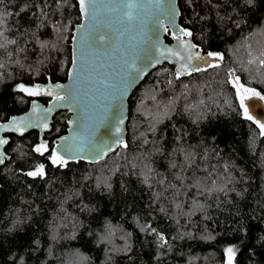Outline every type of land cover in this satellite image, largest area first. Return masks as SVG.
<instances>
[{"label":"trees","instance_id":"1","mask_svg":"<svg viewBox=\"0 0 264 264\" xmlns=\"http://www.w3.org/2000/svg\"><path fill=\"white\" fill-rule=\"evenodd\" d=\"M178 7L221 63L151 71L128 100L126 145L99 162L56 164L34 152L37 133L11 136L0 264H226L227 248L232 264H264V132L236 87L264 96V0ZM79 23L77 0H0V122L28 109L27 86L65 80ZM68 119L55 116L49 147Z\"/></svg>","mask_w":264,"mask_h":264},{"label":"water","instance_id":"2","mask_svg":"<svg viewBox=\"0 0 264 264\" xmlns=\"http://www.w3.org/2000/svg\"><path fill=\"white\" fill-rule=\"evenodd\" d=\"M77 5L80 23L71 33L66 78L27 86L28 109L0 122V169L11 158V136L30 132L38 135V155L50 151L64 162L104 160L126 145L128 100L151 71L168 64L178 78H186L221 63L180 26L178 0H77ZM229 79L235 81L232 70ZM236 84L245 115L264 126V96ZM63 111L69 113L66 132L49 147L44 136Z\"/></svg>","mask_w":264,"mask_h":264},{"label":"rangeland","instance_id":"3","mask_svg":"<svg viewBox=\"0 0 264 264\" xmlns=\"http://www.w3.org/2000/svg\"><path fill=\"white\" fill-rule=\"evenodd\" d=\"M235 85V84H234ZM237 90H238V95H242L241 93V89L238 87V85L236 84ZM262 132H264V127L262 129ZM51 160L56 163V164H63L64 161L59 158L58 156L54 155L51 157ZM231 248H227L226 249V264H232V260H233V256H232V252H231Z\"/></svg>","mask_w":264,"mask_h":264},{"label":"flooded vegetation","instance_id":"4","mask_svg":"<svg viewBox=\"0 0 264 264\" xmlns=\"http://www.w3.org/2000/svg\"><path fill=\"white\" fill-rule=\"evenodd\" d=\"M29 99V98H28ZM30 100V99H29ZM42 101V103H43V100H41ZM47 103V100H45V103H43V104H46ZM264 127V126H263ZM46 136H44V138H45ZM46 139V138H45ZM48 141V140H47ZM48 145H49V141H48ZM38 149L41 151V150H44L45 149V147L44 146H40L39 145V147H38ZM49 153V156H50V158L52 157V156H54V155H52L51 153H50V151L48 152ZM47 154V153H46Z\"/></svg>","mask_w":264,"mask_h":264}]
</instances>
